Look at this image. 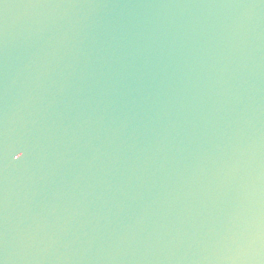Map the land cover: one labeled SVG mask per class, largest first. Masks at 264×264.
<instances>
[{
    "label": "water",
    "instance_id": "obj_1",
    "mask_svg": "<svg viewBox=\"0 0 264 264\" xmlns=\"http://www.w3.org/2000/svg\"><path fill=\"white\" fill-rule=\"evenodd\" d=\"M0 264H264V0H0Z\"/></svg>",
    "mask_w": 264,
    "mask_h": 264
},
{
    "label": "snow or ice",
    "instance_id": "obj_2",
    "mask_svg": "<svg viewBox=\"0 0 264 264\" xmlns=\"http://www.w3.org/2000/svg\"><path fill=\"white\" fill-rule=\"evenodd\" d=\"M19 154H21V155H22L23 153H19ZM17 158H19V156H17Z\"/></svg>",
    "mask_w": 264,
    "mask_h": 264
}]
</instances>
